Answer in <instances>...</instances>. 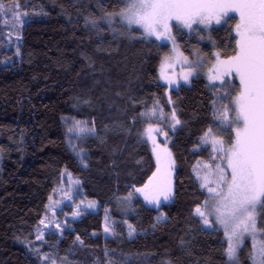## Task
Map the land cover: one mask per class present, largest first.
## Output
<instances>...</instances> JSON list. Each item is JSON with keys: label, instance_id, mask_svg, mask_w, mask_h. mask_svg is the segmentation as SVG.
<instances>
[{"label": "trees", "instance_id": "1", "mask_svg": "<svg viewBox=\"0 0 264 264\" xmlns=\"http://www.w3.org/2000/svg\"><path fill=\"white\" fill-rule=\"evenodd\" d=\"M11 3L23 11L21 35L11 32L4 8ZM124 6L0 0V264H228L224 231L196 213L207 193L195 169L215 156L204 133L220 128L226 143L234 135L217 119L231 89L201 76L168 89L158 68L169 46L116 19ZM236 22L213 27L208 41L196 38L203 30L182 33L181 45L227 57ZM152 124L166 132L169 147L159 148H170L176 164L174 197L159 207L136 191L156 171L151 144L159 135L152 129V141L144 137ZM68 173L99 209L37 238ZM259 210L264 239V206ZM250 253L247 242L241 264H252Z\"/></svg>", "mask_w": 264, "mask_h": 264}, {"label": "snow or ice", "instance_id": "2", "mask_svg": "<svg viewBox=\"0 0 264 264\" xmlns=\"http://www.w3.org/2000/svg\"><path fill=\"white\" fill-rule=\"evenodd\" d=\"M123 3L125 6L117 15L129 26L137 25L146 37L155 36L157 40H175L171 36L172 21L179 27L192 29L194 24L208 26L213 21L217 25L228 24L234 19L229 14H238L233 53L225 59L220 58V53L215 54V76L210 77L231 89L227 93L229 104L221 106L217 119L227 124L234 135H229L227 143L212 135L211 129L201 137L205 144H211L213 152L220 154L224 163L215 164L214 169L205 164L208 172L202 177L197 173L202 180L201 188H206L210 195L204 201L207 214L196 208L205 224L209 222L207 215H215L223 225L229 240L227 256L234 261L237 249L233 238L239 241L250 233L255 247V213L258 205L264 206V0H123ZM151 131L148 130L150 139ZM158 149L159 145L153 148L156 171L143 188L136 189L145 200L155 204L160 203V197L168 200L172 195L174 163L166 147ZM260 254L264 257V245Z\"/></svg>", "mask_w": 264, "mask_h": 264}, {"label": "rangeland", "instance_id": "3", "mask_svg": "<svg viewBox=\"0 0 264 264\" xmlns=\"http://www.w3.org/2000/svg\"><path fill=\"white\" fill-rule=\"evenodd\" d=\"M4 8H5V12H8L9 14L12 13L11 17L13 21L10 23V26L12 29L11 32H13V34H20V31L23 28V27H19V26H22L23 24V20H22L23 11L20 14L21 5H14V3H11V4H8L7 6H4ZM117 13L114 14L113 16H116L115 18L123 22L124 25H126L127 27L139 28L137 25L129 26L120 16L117 15ZM229 15L232 17L235 16L237 20L239 19L238 14L236 13H230ZM220 25H217L213 21L208 26H205L203 24H200V25L194 24L192 29H188V28L179 27L175 21H172L171 36L175 38L174 41L172 39L157 40L155 36L146 37L143 34L146 38L153 39L160 44H166L169 46V51L160 61L159 68H158L160 81L163 84H165L168 89H176L180 85L189 84L192 79L198 76L203 77L208 83L212 85H218L221 87L227 86V84H221L219 80L210 79V77L215 76V70L213 69V64H215L216 62L215 54L220 53L219 50L216 49L210 55L206 56L202 54L201 50L198 47H195L194 44L192 43L188 44L187 50H185L182 47L181 42H180V36L182 33H186L190 35L193 32H198V30L205 31V34H199L198 32L196 35L197 36L196 38L200 39L201 41H208L210 39L209 30H211L213 27L220 26ZM141 32L143 33L142 29H141ZM234 35H235V31H234ZM188 40H191V38H189ZM11 57L12 55L7 56L6 59L4 58L3 59L4 62H7V60L11 59ZM220 58L225 59L227 57H224L220 54ZM190 72L191 74H189ZM185 77H187V79H185ZM231 116H232V113L229 114V117ZM147 129H153L155 134L157 136L159 135L160 140L155 142L156 145L157 144L159 146L168 145L169 139L167 140V138L165 137L166 132L161 130V128L158 125H154V124L148 125L146 126L144 130L146 131ZM212 135L217 136L218 139H222L226 142L224 132L221 131L220 128L219 130H215V131L212 130ZM144 137L150 141H152V138H153L152 133H151V139L149 138L148 131L144 134ZM209 145L211 146L210 143ZM151 146L154 148L152 144ZM159 150H161V148H159L158 151ZM168 151L171 153L170 148H168ZM214 155L216 159L213 160L212 162H207L203 159H200L197 162L196 169H195L196 176L198 172L201 177L208 172V168L204 167L205 164L210 165L212 169H214L215 164L224 163L223 161L219 159L218 157L219 153L214 152ZM171 159L172 161H174L172 165V169H171L172 195L170 196L168 200H164L163 197H160V203L155 204V203H149L147 200H145L144 195L142 194L140 195L138 193V195L142 197V199L148 206L159 207L162 203L170 202L174 197V175H175V170H176V164H175V160L173 158L172 153H171ZM65 177H66V180L63 182L62 185H60L55 190L53 197L51 198V201L48 207V212L45 215V217L42 219L43 223H40V226L37 230V238L38 237L41 238L47 231H49L53 226L57 225L58 223H63L66 218L71 219V218L79 217L82 211L85 209H91V211L92 210L97 211L99 209L100 204L98 202L91 203L90 201L92 200H89L88 198H86L83 193V190L79 188V185L81 184L80 180L74 178L72 174L70 173L66 174ZM198 180L200 183H202L201 179L198 178ZM209 186L214 187L215 185L210 184ZM79 189L81 193L84 195V197L81 195ZM204 189L207 193L206 199H208L210 194L208 193L206 188ZM65 205H69L68 208H65ZM199 207L201 208L202 211H206V214H207V210L204 207V203L203 205ZM259 209H260V205L257 206V210L255 213L256 226H257V232L255 235V247H254L253 237L250 233H246L245 236L239 241L233 238V244L237 249L236 259L234 261H230L227 256L228 264H241L240 254H241L243 247L246 245L247 242H250L251 244V253H250L251 263L261 264V260H264V257H262L260 254V248L262 245H264V239L261 237V230L259 228V213H260ZM207 219L209 221L208 224H206L207 227L211 228L212 226L211 220H212L219 226V228H221L224 231V234H225L223 225L217 222L215 215H207ZM106 228L108 229V231H106V234H110L111 230L108 224H106ZM225 239H226L227 248H228L229 240L226 235H225ZM253 257H255V261L253 260Z\"/></svg>", "mask_w": 264, "mask_h": 264}]
</instances>
